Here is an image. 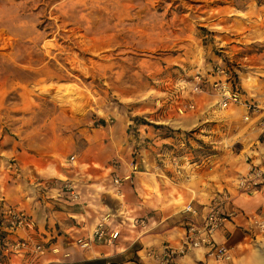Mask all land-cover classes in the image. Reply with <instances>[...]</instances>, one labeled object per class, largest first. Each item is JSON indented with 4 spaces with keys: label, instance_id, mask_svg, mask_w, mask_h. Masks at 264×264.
<instances>
[{
    "label": "rangeland",
    "instance_id": "obj_1",
    "mask_svg": "<svg viewBox=\"0 0 264 264\" xmlns=\"http://www.w3.org/2000/svg\"><path fill=\"white\" fill-rule=\"evenodd\" d=\"M222 70L242 100L258 106L252 118L264 114V0H0V196L27 144L58 151L72 164L91 139L106 143L107 129L118 154L128 139L115 131L123 120L130 122L125 154L132 162L148 142L144 131L154 130L171 139L167 145L182 144L195 162L219 154L228 161L255 134L246 138L237 125L251 115L245 108L220 109L210 85L223 80ZM195 75L208 92L192 93ZM46 180L60 190L68 182ZM254 196L261 208L245 215L264 223V192ZM183 222L172 243L182 238ZM238 229L225 237L228 259L189 254L177 264H264V232L246 219ZM148 261L143 255L134 263Z\"/></svg>",
    "mask_w": 264,
    "mask_h": 264
},
{
    "label": "crops",
    "instance_id": "obj_2",
    "mask_svg": "<svg viewBox=\"0 0 264 264\" xmlns=\"http://www.w3.org/2000/svg\"><path fill=\"white\" fill-rule=\"evenodd\" d=\"M244 118L237 125L247 132L244 137L255 134V140L252 139L249 148L241 146L239 150H231L228 161L226 155L219 154L195 162L190 155L181 152L182 144L167 145L171 139L158 133L159 130L144 131L148 142L138 151L136 173H132L129 166L134 158L125 154V147H130L126 134L129 120L115 126V131L122 130L118 134L128 138L118 154L111 150L112 135L107 129L104 130L108 141L100 144L91 139L76 154L78 160L72 164L58 151L27 144L16 153V177H12V183L0 196V213L8 208L25 212L33 227L8 236L7 240L41 245L45 254L37 256L28 251L11 255L4 264H135V258L141 259L149 250H160L164 245L177 246L182 238L176 243L172 240L184 224V207L191 204L203 214L214 194L223 190L232 194V204L239 215L256 212L262 204L259 196H240L233 190L237 177L247 169L246 159L256 162L257 155L264 152V142L258 140L259 135L264 134L261 129L264 114L257 119L252 118V114ZM73 158L75 160V156ZM113 158L122 159L124 164L114 166ZM54 175L73 184L77 201H70L59 186L46 180ZM116 178L122 179L119 186L113 184ZM228 208L224 206L223 211ZM241 218L229 221L227 224L231 226L224 225L214 235L217 245L231 241L225 237L239 230L245 219ZM102 220L107 222L108 232H119L116 241L112 245L92 243L88 249H81L77 241L91 237ZM194 252L187 255L191 254L196 261L210 260L203 252L199 251L200 255ZM258 260L264 263V254H258Z\"/></svg>",
    "mask_w": 264,
    "mask_h": 264
},
{
    "label": "built area",
    "instance_id": "obj_3",
    "mask_svg": "<svg viewBox=\"0 0 264 264\" xmlns=\"http://www.w3.org/2000/svg\"><path fill=\"white\" fill-rule=\"evenodd\" d=\"M217 75L223 78L210 85V89L219 99V107L221 110H231L233 107H243L251 114L257 112L254 102L242 100L236 82L226 71H218ZM193 94H201L208 92L201 87L206 83L200 75H195L193 80ZM205 86V85H204ZM189 110H193L194 106H187ZM185 108H179L178 112L182 115ZM264 125V119L261 121ZM264 131V129H262ZM74 158H71L73 161ZM248 168L246 173L239 176L234 185V192L237 195H255L264 192V152L257 155V161L251 162L246 159ZM115 166V165H114ZM132 173L138 172V163L130 164ZM128 179V178H127ZM122 179H114L113 184L119 186ZM70 201H77L78 195L72 183L65 182L61 187ZM232 194L228 190H223L214 194L206 212L199 214L191 204L184 207L182 214L184 215L185 230L183 237L177 246L165 245L159 251L149 250L145 253V258L152 261L153 264H174L176 259L184 257L189 251H201L208 258L214 261H224L228 259L230 250L224 245H217L214 241V235L224 227L236 215L235 212L228 210L223 211L224 206L232 205ZM244 218L251 222L259 231L264 232V224L255 217L244 215ZM107 222L102 220L95 228L91 237L87 240L80 239L77 245L81 249H88L92 243L101 245H112L118 235L117 231L106 230ZM33 227L29 216L20 210L8 208L0 213V264H4L7 257L11 255H19L30 251L37 256H43L45 249L41 245H31L28 241L7 240L8 236H12L21 231H25ZM54 252V251H53Z\"/></svg>",
    "mask_w": 264,
    "mask_h": 264
},
{
    "label": "bare ground",
    "instance_id": "obj_4",
    "mask_svg": "<svg viewBox=\"0 0 264 264\" xmlns=\"http://www.w3.org/2000/svg\"><path fill=\"white\" fill-rule=\"evenodd\" d=\"M193 85V84H192ZM202 89H204V90H206V87L203 85L202 87H201ZM261 129H264V126H261ZM262 145H264V144H262ZM262 149H264V147H262ZM247 168H248V166H247ZM246 171H247V169H246ZM246 171H245V173H246ZM235 188V187H234ZM240 196H245V194H243V195H240ZM231 209V211H233V212H235L236 213V215L231 219V220H233V219H237L239 216L240 217H244V216H242L241 214L239 215L238 213H237V211H235V209H233V208H230ZM258 220V219H257ZM248 221V220H247ZM258 221H260V220H258ZM250 222V221H249ZM261 222V221H260ZM251 223V222H250ZM262 224H264V223H262ZM184 230H185V228H184ZM218 232V231H217ZM181 241V240H180ZM156 251H159V250H156ZM54 252H56V251H54ZM191 251H189L188 253H190ZM187 253V254H188ZM187 254L184 256V257H186L187 256ZM184 257H182V258H184Z\"/></svg>",
    "mask_w": 264,
    "mask_h": 264
}]
</instances>
